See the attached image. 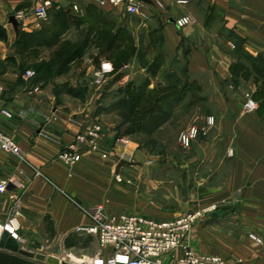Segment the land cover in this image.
<instances>
[{
  "label": "crops",
  "instance_id": "crops-1",
  "mask_svg": "<svg viewBox=\"0 0 264 264\" xmlns=\"http://www.w3.org/2000/svg\"><path fill=\"white\" fill-rule=\"evenodd\" d=\"M34 1L0 0V26L6 32V40H0V129L14 136L22 154V157L0 155V180L14 181L11 188L0 194V220L17 209L20 233L27 243L41 244L44 236L47 242L71 249L83 240V233L76 228L89 224L82 209L91 204H103L108 214H141L157 220L193 211L197 206L189 210L190 203L214 204V210L205 213L191 229L189 242L194 252L218 254L231 264H264V105L260 99L257 109L250 110L245 106V97L227 105L225 86L219 82L232 77L236 44L252 56L264 58V0H188L178 6L175 0H164L165 9L153 11L149 21L161 27L162 37L169 47H174L176 58L184 62L188 72L218 75L215 84L218 101L227 110L236 107L237 112L233 116L227 113L214 126V141L225 140L227 147L224 154L218 146V167L199 183L208 187L205 193L181 191L170 181L172 189L161 197L160 192L153 196L141 186L135 190L134 205L130 207L126 205L125 183L114 177L119 162L113 164L115 157L104 160L99 154L84 153L71 166L57 159L58 152L78 131L70 119L88 120L91 111L88 98L75 107V99L67 93L64 81L76 89L83 74L90 77L95 68L93 59L107 60L105 50L100 53L101 49L92 47L91 38L96 37L93 29L108 19L119 23V14H125L92 0H62L58 9L70 14L68 29L62 36L75 30L81 39L87 35L89 44L82 57L71 65L83 60L86 72L71 67L57 74L53 57L59 44L41 46L36 57L16 53L18 32L37 31L45 25L33 16ZM185 13L192 14L196 21L177 28L171 18ZM12 14L18 21L17 30L9 22ZM31 59L40 63L39 71L33 70L35 76L26 78L27 69L22 66ZM246 86L254 89L252 81L246 82ZM114 136L103 131L102 150L114 146ZM114 148L116 153L125 152L129 156L135 150L136 154H143L132 142ZM216 152L215 147L206 146L193 154L206 155L210 162ZM224 163H227L225 176ZM129 166L130 162L125 160L120 167L118 173L123 178ZM148 167L152 171L156 164L135 165L137 180H146L143 172L149 171ZM250 234L258 236L261 242L250 238ZM164 259L169 260V256Z\"/></svg>",
  "mask_w": 264,
  "mask_h": 264
},
{
  "label": "rangeland",
  "instance_id": "rangeland-1",
  "mask_svg": "<svg viewBox=\"0 0 264 264\" xmlns=\"http://www.w3.org/2000/svg\"><path fill=\"white\" fill-rule=\"evenodd\" d=\"M57 10L58 8L54 7L49 19L42 23L50 24L51 17ZM119 18L121 21L119 23H115L113 19L107 21L108 32L118 34L117 40L121 42V46L116 52H105V59L113 64L114 71L97 86L92 85L89 78L83 74L77 85L78 87L73 89L74 93H67L75 99L73 101L75 107L84 103L86 98L91 100L90 118L88 120L98 121L102 125L104 133L114 134L115 138L127 137L129 139L128 143H136L137 149L143 152V154H136L135 150L128 157L130 166L126 171V177L124 179L121 176V181L126 186L127 206L134 205V194L137 188L142 186L143 190H146L149 194L152 192L153 196L160 192V196L163 197L168 190L172 189L170 188L172 183H168L170 181L174 182L176 188L178 187L181 191L185 189L186 192L203 194L208 187L201 186L199 183L204 182L203 177L208 173H214V169L218 167V146L222 148L224 154L227 147L225 140L219 143L218 139L215 140L216 142L214 141V126L218 123V119L224 118L227 113H229V116L235 115L237 112L236 107H229L230 109L227 110L228 108L226 109V106L222 105L223 102L218 101V88L215 87V84H218V75L188 72L184 62L176 58L174 47H169L165 43L161 27L155 26L149 21L152 17L143 21L136 16L119 14ZM62 38L65 43L75 42L79 38V32L75 30L74 32H68L61 36ZM93 40L94 38H91L92 47L101 49L100 53H102L105 45L102 46ZM138 40H140L139 44L137 43ZM236 55V61L234 62L236 64V75L219 80L225 86L223 95L226 103L228 105L235 99L240 100L241 97H245L247 101L249 95L256 101L258 107V101L260 100L258 95L264 91L256 92L259 90L261 79L251 73V70L254 66L263 65V62L260 59H251L248 56L251 54L245 50L243 52L238 51ZM102 61L104 60L93 59L92 67L97 68ZM38 64L31 59L24 62L22 67L23 70H35L34 67ZM72 68H81L85 72L87 69L83 60L76 65L74 64ZM171 75L180 78L182 82L192 83L191 88L187 91L186 98L174 101L171 97H167V101L164 102L163 106L173 104L168 115H158L157 122L155 119L151 123H134V119L129 117V113H126L128 107H121L120 102L130 100L138 89L146 94L150 89L155 88L158 95H160V88H168L174 82ZM248 81H252L253 90L246 86ZM64 82L67 89H70L71 87H68L69 81L65 80ZM211 117L213 123L208 124V118ZM192 126L198 129V133L192 138L188 146H184L179 141V135ZM206 146L217 149L215 159L210 162L207 161L208 156L206 155L193 154L198 148ZM114 163H117L116 157ZM151 163L156 164V167L152 171L148 167L149 171L143 172L144 176H147L146 180L144 179L142 182L140 179L137 180L135 165ZM223 169V176H225L227 163H224ZM185 176H187V179H185ZM212 183H214L213 180ZM183 185L185 188H183ZM208 207H213L210 211L215 208L214 204L205 206L204 204L190 203L188 205L189 210L195 208L190 212ZM184 212L181 215L186 213ZM81 233H83L82 242L71 249L56 246V242L50 240L47 242L44 236L41 237V244H29L23 234L20 233V240H16L19 246L16 252L31 257H34L36 253H41L46 257L55 256L57 258L65 256L67 253H72L75 257L96 254L99 249L97 238L85 232Z\"/></svg>",
  "mask_w": 264,
  "mask_h": 264
},
{
  "label": "built area",
  "instance_id": "built-area-1",
  "mask_svg": "<svg viewBox=\"0 0 264 264\" xmlns=\"http://www.w3.org/2000/svg\"><path fill=\"white\" fill-rule=\"evenodd\" d=\"M100 6H110L119 9L121 13L136 16L145 21L151 17L154 10L165 9L164 0H92ZM62 0H35L32 9L33 16L38 22L49 19L53 7H59ZM188 0H175V4L185 5ZM19 16V15H17ZM171 21L177 28L193 24L196 19L190 13L176 15ZM114 71L113 64L104 60L97 68H93L89 80L92 85H100L104 79ZM26 78H32L34 71L27 69ZM246 108L255 110L256 101L248 95ZM3 114H7L2 109ZM70 122L77 126L73 140L57 154V159L64 165L71 166L79 162L84 153L99 154L107 160L116 157L128 161L129 155L125 152L116 153L115 146H124L129 142L125 136L115 139L114 146L109 150H102V125L96 120H80L71 118ZM213 123V118H208V124ZM198 133L194 126L179 135L182 145L188 146L192 138ZM9 154L22 157L20 147L14 136L0 129V155ZM121 181V175H114ZM14 182L12 178L0 180V194L7 190L8 184ZM213 207L199 209L185 213L173 219L157 220L141 214H108L103 204H91L83 208L89 218V224L78 226L77 232H85L97 238L99 249L92 256L75 257L72 253L58 257L71 264H231L230 260L218 254L195 253L189 242L192 227ZM3 232L15 240H20V212L16 209L5 220H0ZM256 242L261 239L250 234ZM169 256V260L164 259Z\"/></svg>",
  "mask_w": 264,
  "mask_h": 264
},
{
  "label": "trees",
  "instance_id": "trees-1",
  "mask_svg": "<svg viewBox=\"0 0 264 264\" xmlns=\"http://www.w3.org/2000/svg\"><path fill=\"white\" fill-rule=\"evenodd\" d=\"M51 20L52 21L50 22V24L43 25L37 31L18 32L15 41V48L16 53H18L22 57L28 55H33L36 57L39 54L41 46L52 47L59 44L56 51L54 52L53 57L55 63L57 64L56 73L59 74L67 72L71 68L72 63L75 62L78 58L82 57L85 49L89 44V41L86 37L87 35H85L82 39L79 38L78 41L75 42L60 43L61 36L64 32L67 31L70 20V14L65 9L59 8L57 11H55L51 17ZM107 27L108 23L106 22L93 29L95 30L96 34L94 41L102 46L105 45V52L112 51V53H114L121 46V42H118L117 40L118 34H110ZM0 40H6V32L2 26H0ZM236 49L237 52H243V49L239 44H236ZM248 56H250L251 59H260L263 62V65L254 66V68H252L251 70V73L257 75L258 79H261L259 90L256 91L260 93V91H264V58L261 56ZM8 59H13V57H9ZM39 67L40 63L34 67L36 73L39 71ZM231 73L232 76H234V74L236 75V64H232ZM37 76L38 75L36 74V77ZM171 77L172 79L174 78V82H172L171 86L168 88H160V95H158V91L155 88L150 89L146 94L143 93V91H139L140 89H138L137 92L130 98V100H123L120 102V105L122 104L121 107H128L126 113H129V117L134 119V123H151L155 119L157 122L158 115H168L173 104L171 106H163V104H165L164 102L167 101V97H171L172 99H174V101H179L181 98H186L187 91L191 88L192 83L186 81L182 82V80L178 77H175V75H171ZM67 92L73 94L74 90L70 88L67 89ZM258 96H260L259 99L262 100V104L264 105V92H262Z\"/></svg>",
  "mask_w": 264,
  "mask_h": 264
},
{
  "label": "water",
  "instance_id": "water-1",
  "mask_svg": "<svg viewBox=\"0 0 264 264\" xmlns=\"http://www.w3.org/2000/svg\"><path fill=\"white\" fill-rule=\"evenodd\" d=\"M147 1V0H145ZM9 22L12 24L15 30L18 28V21L15 15L9 16ZM125 163V160L121 159L115 168L116 173H118L120 167ZM11 188V185L8 184L7 189ZM5 238L13 240L16 243L15 250H11L4 243L0 242V264H57L59 259L53 256H45L41 253H36L34 257L30 255H25L22 253L16 252L19 248L17 241L10 237L7 232L2 234ZM61 264H71L69 262L62 261Z\"/></svg>",
  "mask_w": 264,
  "mask_h": 264
},
{
  "label": "bare ground",
  "instance_id": "bare-ground-1",
  "mask_svg": "<svg viewBox=\"0 0 264 264\" xmlns=\"http://www.w3.org/2000/svg\"><path fill=\"white\" fill-rule=\"evenodd\" d=\"M2 234H3V231L0 228V242L7 245V247L10 248L11 250H15L14 248L16 246V243L13 240L5 238ZM53 257L55 258V256ZM57 264H60V263H57Z\"/></svg>",
  "mask_w": 264,
  "mask_h": 264
}]
</instances>
